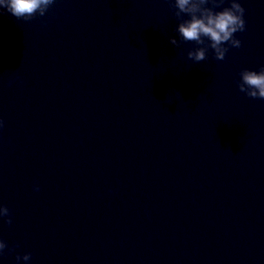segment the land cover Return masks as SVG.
Here are the masks:
<instances>
[{"label":"water","instance_id":"95a60500","mask_svg":"<svg viewBox=\"0 0 264 264\" xmlns=\"http://www.w3.org/2000/svg\"><path fill=\"white\" fill-rule=\"evenodd\" d=\"M240 2L241 46L200 62L168 0L0 14V264H264V99L236 87L264 0Z\"/></svg>","mask_w":264,"mask_h":264},{"label":"clouds","instance_id":"9594fccd","mask_svg":"<svg viewBox=\"0 0 264 264\" xmlns=\"http://www.w3.org/2000/svg\"><path fill=\"white\" fill-rule=\"evenodd\" d=\"M56 0H0V14L8 12L17 19L29 20L34 15L43 16ZM176 18L175 36L168 37V43L176 47L181 42H193L186 56L193 62H200L211 54L216 60H223L229 47L239 48L241 40L235 36L244 32L245 8L240 0H168ZM237 89L248 97L264 99V65L257 70L242 68L238 72ZM4 121L0 119V128ZM39 191V185L33 184ZM111 191V188L107 189ZM0 218L5 224L12 222L9 208L0 203ZM16 245H9L0 238V258L13 252ZM31 253H14L16 264H30Z\"/></svg>","mask_w":264,"mask_h":264}]
</instances>
